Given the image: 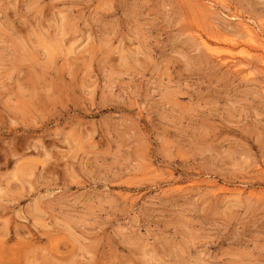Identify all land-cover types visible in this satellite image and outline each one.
<instances>
[{
  "label": "rangeland",
  "instance_id": "374dc122",
  "mask_svg": "<svg viewBox=\"0 0 264 264\" xmlns=\"http://www.w3.org/2000/svg\"><path fill=\"white\" fill-rule=\"evenodd\" d=\"M244 25L264 0H0V264H264Z\"/></svg>",
  "mask_w": 264,
  "mask_h": 264
},
{
  "label": "bare ground",
  "instance_id": "6f19581e",
  "mask_svg": "<svg viewBox=\"0 0 264 264\" xmlns=\"http://www.w3.org/2000/svg\"><path fill=\"white\" fill-rule=\"evenodd\" d=\"M245 26V25H244ZM246 27V26H245ZM244 27V28H245ZM245 37L247 38V43H249V45H255L254 47H256L257 48V46L256 45H258V47L259 48H261V50H263L264 51V41L262 40V41H260V38H259V36L257 35V33H255V31L253 30V28H249L248 27V25H247V27L245 28ZM205 42H203V44H204ZM207 45H208V43H206ZM205 46V45H204ZM206 47V46H205ZM209 47H210V45H209ZM206 49H207V47H206ZM210 49H212V46H211V48ZM258 49V48H257ZM53 250H56V249H54L53 248ZM55 252V251H54Z\"/></svg>",
  "mask_w": 264,
  "mask_h": 264
}]
</instances>
